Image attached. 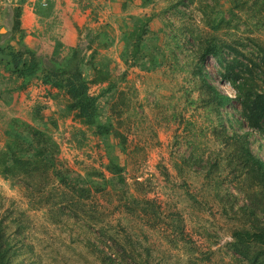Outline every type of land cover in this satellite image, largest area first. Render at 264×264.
I'll return each instance as SVG.
<instances>
[{
  "label": "rangeland",
  "instance_id": "rangeland-1",
  "mask_svg": "<svg viewBox=\"0 0 264 264\" xmlns=\"http://www.w3.org/2000/svg\"><path fill=\"white\" fill-rule=\"evenodd\" d=\"M68 1L0 0V45L31 49L46 64L71 61L109 124L99 134L69 109L63 89L40 76L21 88L0 64V156L11 164L24 148L9 138L15 129L49 158L0 167V219L23 229L16 260L101 264L109 254L127 264H245L229 244L253 223L244 210L259 184L243 159L247 148L264 162V127L251 129L235 99L217 110L206 103L194 65L213 38L259 64L262 86L264 0ZM203 67L234 98L222 66L207 56Z\"/></svg>",
  "mask_w": 264,
  "mask_h": 264
},
{
  "label": "trees",
  "instance_id": "trees-1",
  "mask_svg": "<svg viewBox=\"0 0 264 264\" xmlns=\"http://www.w3.org/2000/svg\"><path fill=\"white\" fill-rule=\"evenodd\" d=\"M149 18L144 19L148 21ZM231 50L232 47L229 44H217L213 38L207 39L197 58L198 62L194 65V73L200 79L202 87L207 89L206 103L215 104L217 110L232 102L233 99L237 100L241 116L246 124L251 129L261 132L264 127V87H262L264 71H262L263 78L260 79L262 86H260L257 82L258 73L255 71L259 64L250 61L251 59L242 62L237 50H234L236 53L233 55H229ZM71 53L75 58L78 50L72 48ZM207 56L213 57L222 66L223 70L218 72L220 79L233 88L234 98L220 91L214 83L209 82L210 75L203 71ZM0 64L21 79V88L25 87L33 77L40 76L43 84L63 89L69 98L68 107L75 111L76 117L88 125L94 124L99 134L108 133L109 124H104L99 120L98 96L90 93L89 85L80 68L75 65L71 66V61L62 62L60 65H53L48 61L46 64L40 61L31 49L15 50L10 46L0 45ZM33 131L44 135L39 130L33 129ZM9 138H12L13 142L17 141L18 145L25 144L24 148L12 158L11 164L4 159L3 153L1 154V172L8 173L10 168L11 170L27 169V166L31 168L36 164L48 162L47 147L32 144L33 140L27 141V137L25 138L15 129H13V134H9ZM28 146L33 151L26 149ZM243 160L246 163L248 174L253 179H257L259 187L249 195V202L244 210L249 214L248 216L252 217L253 223L234 230L229 247L245 264H264V222L260 221L261 219L264 221V162L252 155L247 148H245ZM22 235L23 229L18 219L14 223L0 219V264H22L16 260V256L23 251ZM101 264H127V262L117 258L112 259L109 254H103Z\"/></svg>",
  "mask_w": 264,
  "mask_h": 264
},
{
  "label": "crops",
  "instance_id": "crops-1",
  "mask_svg": "<svg viewBox=\"0 0 264 264\" xmlns=\"http://www.w3.org/2000/svg\"><path fill=\"white\" fill-rule=\"evenodd\" d=\"M60 1L61 0H59V2ZM69 4H70V2L68 0H66V5H69ZM30 12H32V7L30 5H28V3H24V5H23V13H24V16L28 17L29 14H30ZM74 14H75V18H73V20L81 19L80 18V14H79V12L77 10L75 11ZM69 24H67V27L68 28L70 27V25H73V23L70 24V25ZM31 25H33V24H23L22 27H28V26L31 27ZM78 25H80V24H78ZM72 37H73V35H72ZM29 39H30V37H26V41H28Z\"/></svg>",
  "mask_w": 264,
  "mask_h": 264
}]
</instances>
